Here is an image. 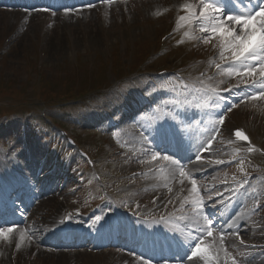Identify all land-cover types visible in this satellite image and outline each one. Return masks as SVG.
I'll return each mask as SVG.
<instances>
[{
    "label": "snow or ice",
    "instance_id": "obj_1",
    "mask_svg": "<svg viewBox=\"0 0 264 264\" xmlns=\"http://www.w3.org/2000/svg\"><path fill=\"white\" fill-rule=\"evenodd\" d=\"M191 5H186L185 8H190ZM200 12L198 14V19L201 21L202 27L201 32L207 33L208 35L203 39L205 44L210 43L213 39L217 41L216 46L219 47V57L224 60L227 64V74L229 76L239 77L240 80L238 85L233 86V88L226 89V91L232 92L234 88L238 87L239 84H244L245 86H256L257 81L255 76L259 73L260 83L259 87L264 89V0H258L255 5H252L251 0H199ZM48 9H44L47 11ZM66 11H71L66 9ZM181 20L186 19L181 17ZM227 54V55H226ZM215 67L219 69L220 64H216ZM251 78V79H248ZM212 95L217 97L218 101H227V98L220 95L215 88L209 89ZM264 98V91H261L258 95L247 93L245 96L241 97V101L244 99H259ZM236 103L227 104L225 112H230ZM219 107V103H217ZM218 121L220 125L224 124V113H220L218 116ZM147 135L144 136L145 143H154L156 137L160 133V129L148 128L144 129ZM153 132L156 135H153ZM218 129L214 131L212 138L206 143L202 144L197 148L193 157L189 160L192 162H199L201 160L202 150L208 151L212 147V142L215 139ZM233 135L240 140L247 141L249 138L245 135L242 130H235ZM162 151H166L165 149ZM249 151H253L249 148ZM160 156L157 152L152 155V160H156ZM163 160L170 161L174 168L170 171V175H176V169H179V175L181 177H187L188 173L185 172L184 166L180 159L174 158L170 155H163ZM216 163H224L222 160H217ZM191 180V193L195 195L191 199V203L195 209V215L190 220V223L199 225V220L202 218L204 220L203 225L193 230V233L189 234V238L180 241V246L187 249L184 258L188 261H192L194 258H199L204 261V264H221V253L223 252V258L225 264H227L228 259H231V264H237V260L231 257L227 249L224 246L225 235H235L239 238V242L244 244V240L240 237L238 230L234 232H226L225 228H220V242L218 247H212L211 244L205 243L206 237L213 236V226L214 221L209 216L206 211L205 201L201 198L200 191L197 187V181L195 179ZM183 179L181 184H183ZM169 191L171 189L169 188ZM217 195H222L218 193ZM209 200L212 199L209 194ZM171 201H169L170 203ZM106 213L95 216L92 222L88 225L90 230L99 231L100 228L105 225L102 221H105ZM163 220V218H161ZM73 220L72 216H68L65 219H61L58 222L59 225H65ZM106 223V221H105ZM230 227V226H229ZM13 231L12 228H5L0 226V238H8L9 234ZM199 233L194 234V233ZM21 241L24 240V234L21 233ZM31 239V237H29ZM17 249L20 245L18 244ZM177 259L179 256L177 254ZM142 264H150V261L143 260Z\"/></svg>",
    "mask_w": 264,
    "mask_h": 264
},
{
    "label": "rangeland",
    "instance_id": "obj_2",
    "mask_svg": "<svg viewBox=\"0 0 264 264\" xmlns=\"http://www.w3.org/2000/svg\"><path fill=\"white\" fill-rule=\"evenodd\" d=\"M167 1L168 0H147V2L143 5H140V7H147L149 10L143 9L140 11V14H132L136 10L135 3L137 1L132 4L128 2L118 3L115 7L117 13L121 12V6L124 4L129 8L133 16L131 17V15L129 14L130 24L127 25L125 24V21L122 17H112L113 12L111 13L110 19L112 24V35H110L109 45H107L103 35L101 34V31L97 25L98 21L96 17L93 20L86 22L87 27H85V24L83 22H78V24L76 22L74 28L77 32H79L80 35L75 36V39H72V36L68 35L67 30L65 31L62 25V21H57L55 26L52 28L53 30L52 37L50 40V49L48 47L49 52L51 51V55H49L47 67L43 70H40L43 72V77L48 76V80L54 77L51 79V82L53 84H56L53 80L58 79V75H60L61 73L64 75L66 72L65 76H70V80L72 81V78H74L73 68H75L76 63H79L81 71H84V67L88 69V56L96 57L97 63L103 64L107 61V54L109 48L113 53L114 59L116 56H119L123 64L127 65L130 64V58H126L127 47L129 45L133 46L135 44V56L133 58V62L139 61L146 54L143 51L144 43H147V45L145 46V50L147 52H149V50L154 49L158 44L162 27L165 28L169 22L167 15L161 16L159 18H154L152 16L155 8L159 5V3L161 2L158 7H161L162 4H167ZM38 16L42 17L40 15ZM38 16L33 17V19L36 18L37 21ZM133 18L135 19L134 23H132ZM32 26L33 23L31 22L30 27ZM84 28L87 30V35H82ZM26 29H28V24L26 25ZM69 30L72 32L71 29ZM97 30H99L98 37V34H96ZM92 34H94L95 37L91 36ZM6 35H8L6 31H0V46L2 45L3 39ZM21 35L22 33L20 34V38H22H19L17 41L13 42L8 48L7 52L4 55H1L0 57V99L4 98L6 92H10L9 96H13L14 94V92H11L10 90L3 89L4 81L15 80V86H17V88H20V85H24L25 83H28V81H30L31 84L27 87V93L25 94L24 98H27L28 100L33 99L31 105H38L39 103L32 95V84L36 81V79H41L38 74L39 70L36 71V69H38L37 65L39 62L40 54L38 46L41 44L42 38L27 41L25 40V36ZM99 37L100 40H98ZM74 42H76V46H73ZM147 46L150 48L147 49ZM114 49L117 51V53L113 51ZM89 53H91V55H88ZM61 63L63 64L64 68L60 66ZM126 68L128 70L129 66H126ZM106 73L109 80L113 79L116 73L115 67L107 64ZM218 159L219 158H212L210 160L203 161V163H198L197 167L201 169L207 166L210 162L216 161ZM156 192L159 196L163 192V190L151 192V197L155 196L153 195V193ZM66 193V191H62L61 195L66 197ZM255 196L259 197L260 195L256 193ZM59 199H62V197L58 196L54 198L55 201H59ZM30 242V240H27L23 244L20 254L21 257L27 255V252L25 251L31 246ZM0 243L1 245L6 246L5 251L8 253L10 250V241L0 239ZM228 247V245L225 246V248ZM43 253L45 254V256L48 257V260H46L45 258L41 259L38 257L36 259L37 264H51V255H53V253L49 252L48 249H44ZM77 254L73 256L70 255V259L77 262ZM57 258L58 264H60L59 257Z\"/></svg>",
    "mask_w": 264,
    "mask_h": 264
},
{
    "label": "bare ground",
    "instance_id": "obj_3",
    "mask_svg": "<svg viewBox=\"0 0 264 264\" xmlns=\"http://www.w3.org/2000/svg\"><path fill=\"white\" fill-rule=\"evenodd\" d=\"M93 12H94V10L85 11L84 16H85L86 22H89L90 20L94 19V13ZM19 20H20V18L17 19V22H19ZM31 20L35 22L36 18L35 19L32 18ZM71 22L72 21H67L66 26L71 25L70 24ZM35 26H36V30H39L38 33H40V34H41V31H44L45 27H46L45 22L44 23H36Z\"/></svg>",
    "mask_w": 264,
    "mask_h": 264
}]
</instances>
